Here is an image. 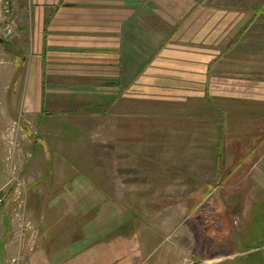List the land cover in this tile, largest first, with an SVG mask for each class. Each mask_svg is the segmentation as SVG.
I'll return each mask as SVG.
<instances>
[{"label":"rangeland","instance_id":"rangeland-1","mask_svg":"<svg viewBox=\"0 0 264 264\" xmlns=\"http://www.w3.org/2000/svg\"><path fill=\"white\" fill-rule=\"evenodd\" d=\"M167 19L163 37L172 28ZM179 30L180 41L191 33L187 27ZM13 33L4 31L8 37ZM163 39L131 38L127 63L150 59ZM8 44L5 48L14 50ZM211 77L214 93H235L228 83L220 91V84L214 86L219 78ZM19 78L6 92L7 105L0 96V193L6 215L0 230L7 232L0 240V264L21 262L24 246L22 260L31 264L50 257L51 264H91L107 258L108 244L124 238H131V247L120 243L119 248L123 254L132 248V261L147 254L153 263L199 264L234 244L236 229L247 221L240 216L250 208L237 200L255 193L253 178L264 188V173L252 168L246 154L253 137L264 135L258 108L238 107L235 101L204 106L199 97L180 105L141 101L137 93L125 97L123 91H117L115 104L107 92H74L67 100L54 93V106L37 108L24 87L26 75ZM238 161L247 168L237 174ZM242 178L247 187H236ZM93 238L102 245L87 250Z\"/></svg>","mask_w":264,"mask_h":264},{"label":"crops","instance_id":"crops-1","mask_svg":"<svg viewBox=\"0 0 264 264\" xmlns=\"http://www.w3.org/2000/svg\"><path fill=\"white\" fill-rule=\"evenodd\" d=\"M179 1L10 0L11 11L6 19L13 22L14 33L8 37L4 35V4L0 0V61L5 59L7 64H0V96L4 105L8 103L9 86H16L19 75L25 74L24 87L37 108L54 106L58 101L54 93H63L67 100L74 92H107V99L115 104L117 91H123L125 97L137 93L134 96L141 101L155 99L178 105L190 98L193 102V97L202 98L204 106L214 107L235 101L238 107L258 108V118H263L264 0ZM165 17L166 25L172 28L163 37ZM180 27L191 28L184 41L179 40ZM131 38L164 39L161 45L157 43L159 48L154 55L139 61L136 68L126 60L127 55L131 57L126 52V42L131 45ZM4 43L11 44L14 50H7ZM22 60L26 61L25 69L20 68ZM211 75L215 81L219 78L214 86L220 84V91L228 83L234 86L235 93H214ZM59 101L62 105L63 100ZM253 138V146L246 154H251L252 168L263 174L264 135ZM244 168L247 164L238 161L235 171ZM260 181L253 178L257 191L253 188L255 193L237 200L250 203V208L247 216H240L241 221H247L236 229L234 244L226 248L224 255L209 257V261L199 264H264V188L259 189ZM245 182L237 179L235 186L247 187ZM211 194L207 192L206 197ZM2 207L0 224L6 218ZM47 231L46 249L51 251L54 236L52 229ZM6 233L2 227L0 240ZM94 239L87 250L101 247L96 242L99 239ZM124 239L108 244L109 256L94 258L91 264H123L118 259L123 256L128 258L126 264H159L147 259V254L143 259L137 254L139 259L132 261V248L125 251L129 255L119 248L120 243L131 247V238ZM2 247L0 244V253ZM24 250L25 246L19 250L21 262L17 264L32 263L22 260ZM52 260L50 257L44 264H51ZM76 264L81 263L76 260Z\"/></svg>","mask_w":264,"mask_h":264},{"label":"built area","instance_id":"built-area-1","mask_svg":"<svg viewBox=\"0 0 264 264\" xmlns=\"http://www.w3.org/2000/svg\"><path fill=\"white\" fill-rule=\"evenodd\" d=\"M4 4V9H3V16H8L11 11V2L10 0H1ZM6 20V19H5ZM14 30V26L11 21H7L4 24V31L6 34L11 33ZM5 35V34H4ZM7 36V35H5ZM19 183V182H18ZM23 182H20L22 184ZM5 204V199L3 195L0 193V206H3Z\"/></svg>","mask_w":264,"mask_h":264}]
</instances>
